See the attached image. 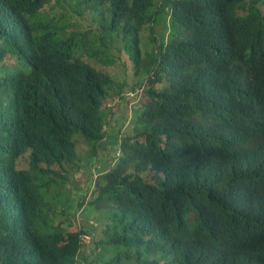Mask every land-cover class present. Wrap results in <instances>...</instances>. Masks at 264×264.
I'll return each instance as SVG.
<instances>
[{
	"label": "trees",
	"instance_id": "obj_1",
	"mask_svg": "<svg viewBox=\"0 0 264 264\" xmlns=\"http://www.w3.org/2000/svg\"><path fill=\"white\" fill-rule=\"evenodd\" d=\"M67 1L0 0V264H264V0ZM113 43L147 98L120 137Z\"/></svg>",
	"mask_w": 264,
	"mask_h": 264
},
{
	"label": "rangeland",
	"instance_id": "obj_2",
	"mask_svg": "<svg viewBox=\"0 0 264 264\" xmlns=\"http://www.w3.org/2000/svg\"><path fill=\"white\" fill-rule=\"evenodd\" d=\"M67 2H71V0H68ZM74 4L76 3L74 2ZM70 19L72 22L77 23L76 31L87 32L91 29L96 28L94 25H92L93 19L90 16H76L73 12L72 17L68 18L66 21H64V23H66ZM167 23L168 21L164 16H161L158 19V23L155 26V33L156 35L160 36V38H167L170 35V27L168 29ZM142 39L143 40H141V42L143 54L153 52L155 50V46L153 40L151 39V34L149 33V31L142 35ZM118 48H120V44L113 43V45L111 46V50H109L111 54V57L109 58L110 62L107 66L104 67L114 73L120 84H126L125 91L130 92L132 86L137 82L138 79L130 77L131 64L128 62L129 55L123 50V48L122 51L119 52ZM118 89L119 88H116L115 90ZM135 93L130 92L128 94V98L125 100H121L120 98L115 96V98L107 99L104 103V116L107 122L106 129L110 136L114 135L115 137H120L124 133H126V131L133 123L135 116L134 111L136 110V108H139L141 106L139 105L140 102L147 100L142 92H137L136 94ZM110 139L108 146L103 150V154L101 155L102 164H98L93 161H91L89 164L86 163L85 161L87 159L86 156L89 152V148L85 144V142L78 141V153L82 158H84V160L82 164V171L75 174L77 180L75 182L76 185L73 188H77L78 190H81V192L86 191L89 187L85 183L83 174L88 173V175H90L91 173H94L95 170H100L101 168H103L102 166L104 164L109 163L111 160H114V158L118 156V149L115 145H113V142H111ZM98 213L102 212L99 209H92L91 211L82 209L77 215L78 219L81 220L83 226H85L86 223H91L96 228H102V224L107 222V220L103 217V215H98ZM62 229H65V227L62 226ZM85 240L87 243L91 242V239H89L88 237H86ZM107 257L108 256H104V259L107 260ZM92 260H94V258ZM128 264L133 263L130 262Z\"/></svg>",
	"mask_w": 264,
	"mask_h": 264
}]
</instances>
